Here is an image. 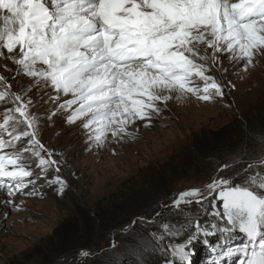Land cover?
<instances>
[{
	"label": "snow or ice",
	"instance_id": "1",
	"mask_svg": "<svg viewBox=\"0 0 264 264\" xmlns=\"http://www.w3.org/2000/svg\"><path fill=\"white\" fill-rule=\"evenodd\" d=\"M259 58L264 0H0V59L33 80L18 93L0 75V205L19 211L24 201L15 203L18 194L43 195L45 184L55 185L57 195L67 188L61 176L48 177L51 168L59 173L60 162L38 138L44 114L32 111L31 88L52 90L44 100L52 103L49 121L58 113L66 114L68 125L80 121L86 142L99 147L109 133L111 142L135 138L129 126L139 120L149 127L173 98L222 99L223 80L209 73L223 77L229 70L224 60L247 73ZM69 94L71 99L61 101ZM41 179L44 184L37 183ZM157 207L160 221L147 223H157L160 231L120 252L80 249L71 264L97 255L101 264H121L123 256L131 264H151L154 255L162 264H192L197 241L203 238L207 246V237L237 231L243 242H218L208 264H226L232 257L236 264H264V131L253 133L243 152L233 150L202 187ZM202 215L209 221L202 224Z\"/></svg>",
	"mask_w": 264,
	"mask_h": 264
},
{
	"label": "rangeland",
	"instance_id": "2",
	"mask_svg": "<svg viewBox=\"0 0 264 264\" xmlns=\"http://www.w3.org/2000/svg\"><path fill=\"white\" fill-rule=\"evenodd\" d=\"M223 66L229 69L223 77L215 70L209 73L223 80L222 99L204 102L190 95L187 101L173 98L149 127L139 120L129 126L135 138L111 142L109 133L99 147H90L91 142H86L84 130L78 127L80 121L68 125L66 114L59 113L49 121L47 114L52 103L44 100L52 90L31 88L28 95L35 104L32 111L44 114L38 138L53 153V159L60 162L59 173L51 168L48 177L61 176L67 181V188L57 195L55 185L45 184L43 195L18 194L15 203L24 201L19 211L0 205V264H71L80 249L93 254L104 250L105 255L120 252L122 247L136 245L148 233L160 231L157 223H147L154 217L160 221L156 217V212L161 211L158 202L170 204L180 192L202 187L208 175L215 174L229 159L231 151L240 148L243 152L248 147L252 131H264V58L254 61L247 73L237 72L227 60ZM15 69L11 61L0 59V75L12 85L11 90H28L33 80L16 74ZM70 97L71 94L62 95L61 101ZM3 108L0 104V111ZM211 148L213 156L204 159L203 151ZM214 155L222 159L217 160ZM37 183L44 184V180ZM192 208L195 211L196 206ZM5 211L9 212L7 219L3 216ZM140 217L145 218L143 222ZM200 220L203 224L209 217L202 215ZM232 235V247L243 242L238 231ZM207 239V246L203 238L193 245L192 264H208L211 247L227 242L215 235ZM113 242L115 249L111 247ZM102 258L97 255L86 264H101ZM153 259L162 264L161 256L154 255L151 262ZM236 260L232 257L226 264H236ZM79 264L85 261L80 260ZM121 264H131V258L121 257Z\"/></svg>",
	"mask_w": 264,
	"mask_h": 264
},
{
	"label": "trees",
	"instance_id": "3",
	"mask_svg": "<svg viewBox=\"0 0 264 264\" xmlns=\"http://www.w3.org/2000/svg\"><path fill=\"white\" fill-rule=\"evenodd\" d=\"M250 130H251V129H250ZM249 132H251V131H249ZM252 132L254 133L255 131H252ZM212 151H213L212 148H211V149H206L205 151H203V153H202L203 158L206 159V158H208V157H209V158L212 157V156H213ZM205 152H207V153H205ZM232 152H233V151H231V154H232ZM231 154L229 155V157L231 156ZM202 155H201V157H202ZM214 157H215L217 160L222 159L221 156L219 157V156H215V155H214ZM244 159L246 160V157H245ZM97 221L99 222L100 219H97ZM97 221H96V222H97ZM100 223H101V221H100ZM133 226H134V225H133ZM234 236H235V235H230V236L225 237L224 234H217V235H215V237H216L218 240H221V239H225V240H227V242L225 241V242L223 243V245H224V246H228V247H232V246L235 245V244L232 242V237H234ZM216 245H217V244H216ZM151 264H156L155 259H153V261L151 262Z\"/></svg>",
	"mask_w": 264,
	"mask_h": 264
},
{
	"label": "bare ground",
	"instance_id": "4",
	"mask_svg": "<svg viewBox=\"0 0 264 264\" xmlns=\"http://www.w3.org/2000/svg\"><path fill=\"white\" fill-rule=\"evenodd\" d=\"M70 98H72V97H70ZM68 99V98H67ZM78 105H74L73 107H77Z\"/></svg>",
	"mask_w": 264,
	"mask_h": 264
}]
</instances>
